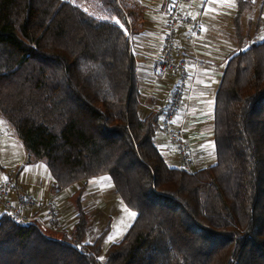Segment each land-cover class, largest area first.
<instances>
[{"label":"trees","instance_id":"16d2710c","mask_svg":"<svg viewBox=\"0 0 264 264\" xmlns=\"http://www.w3.org/2000/svg\"><path fill=\"white\" fill-rule=\"evenodd\" d=\"M96 2L128 25L119 0ZM238 2L240 13L252 7ZM140 107L125 29L70 0H0V111L28 162L45 160L59 191L108 177L136 212L103 259L104 235L85 241L82 189L72 229L2 212L0 264H264V41L226 65L212 165H169L158 113Z\"/></svg>","mask_w":264,"mask_h":264},{"label":"crops","instance_id":"0c3cea01","mask_svg":"<svg viewBox=\"0 0 264 264\" xmlns=\"http://www.w3.org/2000/svg\"><path fill=\"white\" fill-rule=\"evenodd\" d=\"M87 1L93 10L97 5L96 0ZM167 1L119 0L129 26L121 17L117 16V19L130 36L131 51L135 58L141 91V116L145 117L150 112L158 113L159 126L155 136L156 145L160 148L167 163L177 167L181 166L178 150L167 135L160 130V125L178 78L171 74L160 76L155 72V64L160 55L164 37ZM246 1H249L252 7L240 13L238 0H192L189 11L200 17L203 25L202 33L196 40H189L183 29L178 32L174 57L177 61L186 62L189 82L184 106L174 128L190 142L195 160L194 169L210 166L216 160L214 141L216 94L229 59L250 43L264 41L254 40V36L263 29L261 26L264 22V0ZM73 3L87 12L92 11L81 6V1ZM253 24H257L255 29ZM42 161L45 160L32 162L35 164L34 168L32 169L31 165L29 172H26L24 176L21 173L22 170L16 174L17 195L29 191L44 202L54 200L57 203L64 228H73L77 220L75 188H81L82 185L78 183L60 191L56 190L55 181L52 175L46 173V167ZM6 172V168L0 163V180ZM102 179L105 182L99 183ZM85 184L89 185L86 188L88 191L83 193L87 197L90 193L102 190L101 188L106 186H110L109 188L112 186L115 193L114 184L108 177L92 178ZM19 187H22L24 191ZM85 201L89 200L85 199ZM86 202L85 205L89 210ZM23 211L26 215L32 212L30 209ZM2 212L0 208V215ZM74 217L75 220H73Z\"/></svg>","mask_w":264,"mask_h":264},{"label":"built area","instance_id":"2783aa9c","mask_svg":"<svg viewBox=\"0 0 264 264\" xmlns=\"http://www.w3.org/2000/svg\"><path fill=\"white\" fill-rule=\"evenodd\" d=\"M192 0H168L166 5V23L161 52L155 64V72L160 76L174 75L178 81L173 89L170 103L166 107L160 130L163 131L179 153L181 166L193 170L195 160L190 142L174 128L183 106L188 88L189 73L187 64L183 60H175L174 52L177 45L179 30L187 33L189 40H196L202 33L203 25L200 17L189 11ZM18 171L7 172L0 180V208L3 212L11 214L18 222L27 224L38 220L45 229L59 230L64 228V223L58 213L57 203L54 200L43 201L29 191L17 195ZM30 209L28 215L23 210Z\"/></svg>","mask_w":264,"mask_h":264},{"label":"rangeland","instance_id":"374dc122","mask_svg":"<svg viewBox=\"0 0 264 264\" xmlns=\"http://www.w3.org/2000/svg\"><path fill=\"white\" fill-rule=\"evenodd\" d=\"M81 1V6L87 7L89 10H92V6L89 5V1L83 0H74ZM90 14L99 18L100 20L105 21H113V19H117V16L109 15L108 13L102 12L101 9L97 8V5L94 6L92 11H89ZM257 24H253L254 29ZM263 29L259 32L258 35L254 36V40L257 39L259 41L264 40V22H262ZM189 82V79H188ZM185 99V98H184ZM184 106V102H183ZM182 106V108H183ZM182 108L179 113H181ZM177 131V130H176ZM178 132V131H177ZM0 163L6 168L7 172L18 171L22 173L24 176L26 172H29L30 166L32 165V169L34 165L32 162H28V153L23 141L20 139L18 134L16 133L14 127L8 122V120L2 115L0 111ZM41 164V162H39ZM46 167V173L48 175H52L45 161H42ZM39 164V165H40ZM43 165V164H42ZM41 167V166H40ZM6 172V173H7ZM43 173H45L43 171ZM101 179V178H98ZM82 185L81 188H75V193L79 194L87 192L88 186L85 182L80 183ZM110 186H106L101 188L102 190L95 191L94 193H90L87 196H83L84 203L85 199L89 200L86 202L88 204L89 210H87V215L90 219V225L86 234L85 241L87 243H92L95 239L103 234V252L101 254V258H104L105 252L109 248V246L120 240L125 232L128 230L130 225L132 224L134 218H131L125 209L128 212L133 211L127 204L123 201V199L113 192V188H109ZM38 198V197H37ZM92 199V200H90ZM75 220V217L73 218ZM74 226V224H73ZM72 227H69L71 229ZM68 229V228H67ZM109 237H113L109 239Z\"/></svg>","mask_w":264,"mask_h":264},{"label":"snow or ice","instance_id":"6c2138e0","mask_svg":"<svg viewBox=\"0 0 264 264\" xmlns=\"http://www.w3.org/2000/svg\"><path fill=\"white\" fill-rule=\"evenodd\" d=\"M112 22L115 23V24H117V25H119L121 28L124 27L123 24H121L120 21H119L118 19H113ZM125 31H126V30H125ZM104 182H105L104 179H102L101 181H99V183H104ZM125 211L127 212V214H128L131 218H135V216H136V212H134V211L128 212L127 209H125ZM112 238H113V237H109V239H112ZM101 259H103V258H101Z\"/></svg>","mask_w":264,"mask_h":264}]
</instances>
